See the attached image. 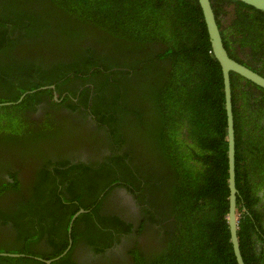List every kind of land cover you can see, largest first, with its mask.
Returning <instances> with one entry per match:
<instances>
[{"label":"trees","instance_id":"obj_1","mask_svg":"<svg viewBox=\"0 0 264 264\" xmlns=\"http://www.w3.org/2000/svg\"><path fill=\"white\" fill-rule=\"evenodd\" d=\"M210 1L219 28L220 4L236 8L231 12L241 34L236 41L264 58V13L236 0ZM220 33L229 57L243 64L229 49L226 30ZM0 70L15 79L5 83L24 84L18 86L20 94L48 85H54L59 94L63 89L74 93L80 87V101L89 102L99 126L106 128L105 140L112 152L129 144L133 154L138 151L145 157L139 162L131 156L127 163L126 157H117V162L107 159L102 169L82 170L68 177L69 197L54 199L49 194L52 199L46 205L51 210L30 206L25 211L30 209L36 216L58 214L65 200L76 201L85 210L93 205L92 191L98 184L105 188L120 181L117 185L129 191L131 186L134 195L143 189L136 194L140 206L145 205L138 231L148 223L153 230L145 234L153 237L155 247L147 256L131 249L132 264H236L227 225L222 73L197 0H0ZM237 78L230 74L236 204L242 202L256 221L259 213L251 206L258 199L251 188L260 179L251 168L255 163L245 170L246 156L240 151L238 133L243 129L234 103ZM60 80L70 88L57 84ZM6 100L13 102L15 97ZM250 145L255 150L251 141ZM240 210L236 209L239 248L244 263L253 264L257 256L247 232L252 226L245 223ZM103 219L118 226H108L113 234L106 230L104 235L119 241L130 234L131 224L115 214ZM4 248L0 246V252ZM15 260L0 257V264ZM68 261L63 257L52 264Z\"/></svg>","mask_w":264,"mask_h":264},{"label":"flooded vegetation","instance_id":"obj_2","mask_svg":"<svg viewBox=\"0 0 264 264\" xmlns=\"http://www.w3.org/2000/svg\"><path fill=\"white\" fill-rule=\"evenodd\" d=\"M220 6L224 12L218 13L217 20L220 30L228 33L229 49L235 51L244 66L264 77V58L254 56L252 47L241 46L236 41L241 36L231 14L236 8L224 2ZM6 80L15 82L0 73V246L5 247L0 254L8 255L0 257L16 259L12 264H52L63 257L69 258L68 264H132L129 252L133 248L147 256L155 246L153 237L145 234L153 231L149 223L146 229L138 231L143 220L141 208L145 205L140 206L136 194L143 189L134 195L131 186V191L118 186L120 181L105 188L98 184L92 191L94 203L87 209L76 201L65 200L57 206L60 213H43L51 210L46 205L52 199L49 194L54 199L68 196L69 176L82 170L102 169L109 163L105 160L114 161L117 157H126L125 162L132 157L142 162L144 155L138 151L133 154L134 148L129 144L112 152L105 140L106 128L99 126L89 102L84 105L80 101V87L74 93L63 89L59 94L54 85H48L42 90L36 88L20 94L18 86L24 84L12 86ZM236 80L234 103L238 125L243 129L238 133L240 151L246 156L245 170L255 163L251 168L260 179L251 188L258 199L251 209L259 213L258 219L254 221L242 202L237 208H241L242 218L254 231H247L252 253L257 256L252 263L264 264V91L241 78ZM57 84L70 88L64 80ZM5 97H15V100L5 101ZM250 141L255 150L250 149ZM253 152L257 159H253ZM144 195H148L146 190ZM75 206L77 209L73 212ZM25 207L43 208L38 216H45L47 220L29 212L28 208L25 211ZM112 213L132 226L130 234L118 236L119 241L114 235H104L106 230L113 234L108 226L118 227L116 222L103 219ZM91 229L96 233L92 235ZM96 248L103 250L96 252Z\"/></svg>","mask_w":264,"mask_h":264},{"label":"water","instance_id":"obj_3","mask_svg":"<svg viewBox=\"0 0 264 264\" xmlns=\"http://www.w3.org/2000/svg\"><path fill=\"white\" fill-rule=\"evenodd\" d=\"M242 2L256 10L264 13V0H236ZM201 9L203 20L205 23L207 35L210 41L211 51L214 59L218 62L223 81L224 108L226 113V136H227V163H228V214L227 225L230 234V243L236 260V264H245L239 248L237 237L238 231V215L236 213V182H235V135H234V117L232 111V96L230 74L234 73L243 80L264 90V77L247 68L243 64L229 57L224 48L220 28L216 22V18L211 6L210 0H197ZM52 88V87H51ZM7 105V104H6ZM81 212V211H80ZM8 256L0 254V256ZM16 257V255H9Z\"/></svg>","mask_w":264,"mask_h":264}]
</instances>
